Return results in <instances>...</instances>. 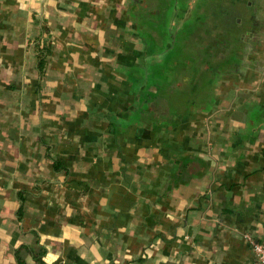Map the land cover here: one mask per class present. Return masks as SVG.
I'll return each mask as SVG.
<instances>
[{
    "label": "crops",
    "instance_id": "1",
    "mask_svg": "<svg viewBox=\"0 0 264 264\" xmlns=\"http://www.w3.org/2000/svg\"><path fill=\"white\" fill-rule=\"evenodd\" d=\"M129 2L0 0V264H251L264 243V0L207 105L150 125L134 86L166 52ZM214 2L158 23L213 24Z\"/></svg>",
    "mask_w": 264,
    "mask_h": 264
},
{
    "label": "trees",
    "instance_id": "2",
    "mask_svg": "<svg viewBox=\"0 0 264 264\" xmlns=\"http://www.w3.org/2000/svg\"><path fill=\"white\" fill-rule=\"evenodd\" d=\"M148 1L157 4L148 8ZM224 1L225 7H222V0L214 2L215 7L208 15L213 17V24L204 23L207 18H202V23L197 25L184 24L174 38L173 29L165 30L158 23L163 10L174 0H130L129 12L142 21L138 22L137 30L141 32L142 25H146L155 35L153 40L148 38L144 44L149 49L147 57L151 58L158 50L157 55L166 52L163 64H143L144 86L141 90L134 86L133 93L137 98L134 103V113L138 116L136 123L150 125L161 120L167 122L180 110L207 105L211 90L207 81L214 71L226 66L231 68L235 63L233 54L244 45L243 35L251 27L245 23L253 15L252 0ZM202 31L203 35H200ZM176 75H182L185 79L182 90L174 83ZM188 160V157L179 156L174 157L172 162L180 165ZM54 164L58 170V163ZM185 171L186 168L182 167L179 175H184ZM172 181L175 183L174 178Z\"/></svg>",
    "mask_w": 264,
    "mask_h": 264
},
{
    "label": "built area",
    "instance_id": "3",
    "mask_svg": "<svg viewBox=\"0 0 264 264\" xmlns=\"http://www.w3.org/2000/svg\"><path fill=\"white\" fill-rule=\"evenodd\" d=\"M246 239L254 255V260L251 264H264V243H257L248 236H246Z\"/></svg>",
    "mask_w": 264,
    "mask_h": 264
},
{
    "label": "rangeland",
    "instance_id": "4",
    "mask_svg": "<svg viewBox=\"0 0 264 264\" xmlns=\"http://www.w3.org/2000/svg\"><path fill=\"white\" fill-rule=\"evenodd\" d=\"M200 35H203V31L200 33Z\"/></svg>",
    "mask_w": 264,
    "mask_h": 264
}]
</instances>
